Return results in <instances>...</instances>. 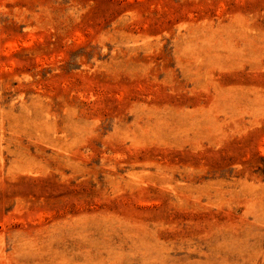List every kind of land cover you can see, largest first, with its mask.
Masks as SVG:
<instances>
[{
	"label": "rangeland",
	"instance_id": "obj_1",
	"mask_svg": "<svg viewBox=\"0 0 264 264\" xmlns=\"http://www.w3.org/2000/svg\"><path fill=\"white\" fill-rule=\"evenodd\" d=\"M0 264H264V0H0Z\"/></svg>",
	"mask_w": 264,
	"mask_h": 264
}]
</instances>
